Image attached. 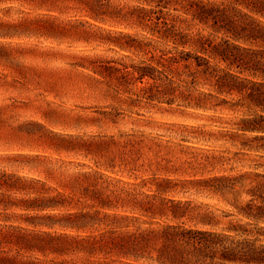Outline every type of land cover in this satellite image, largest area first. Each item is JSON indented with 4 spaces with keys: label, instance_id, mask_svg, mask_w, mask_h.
Instances as JSON below:
<instances>
[{
    "label": "clouds",
    "instance_id": "clouds-1",
    "mask_svg": "<svg viewBox=\"0 0 264 264\" xmlns=\"http://www.w3.org/2000/svg\"><path fill=\"white\" fill-rule=\"evenodd\" d=\"M0 264H264V0H0Z\"/></svg>",
    "mask_w": 264,
    "mask_h": 264
}]
</instances>
